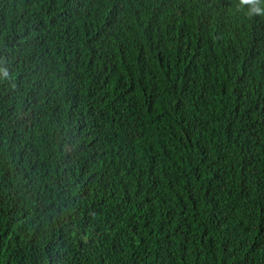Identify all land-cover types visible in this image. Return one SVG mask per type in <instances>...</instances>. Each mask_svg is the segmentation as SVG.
<instances>
[{
	"label": "trees",
	"instance_id": "obj_1",
	"mask_svg": "<svg viewBox=\"0 0 264 264\" xmlns=\"http://www.w3.org/2000/svg\"><path fill=\"white\" fill-rule=\"evenodd\" d=\"M0 264H264V0H0Z\"/></svg>",
	"mask_w": 264,
	"mask_h": 264
},
{
	"label": "bare ground",
	"instance_id": "obj_2",
	"mask_svg": "<svg viewBox=\"0 0 264 264\" xmlns=\"http://www.w3.org/2000/svg\"><path fill=\"white\" fill-rule=\"evenodd\" d=\"M235 176H237V175H235Z\"/></svg>",
	"mask_w": 264,
	"mask_h": 264
}]
</instances>
